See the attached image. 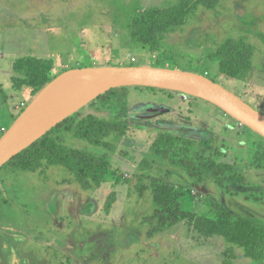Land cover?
<instances>
[{"label": "rangeland", "instance_id": "1", "mask_svg": "<svg viewBox=\"0 0 264 264\" xmlns=\"http://www.w3.org/2000/svg\"><path fill=\"white\" fill-rule=\"evenodd\" d=\"M163 15L183 21L166 27ZM26 55L52 60L53 79L94 66L189 70L264 114V0H0V137L34 98L12 82L14 62ZM186 95L129 87V128L108 138L110 148L71 130L55 133L66 146L108 161L100 185L86 169L80 183L61 164L36 172L1 167L0 264H264V246L252 259L222 237L202 236L193 221L216 217L222 202L264 224V168L254 164L264 140L214 104ZM118 110L89 104L75 116L114 119ZM159 133L178 137L169 155L195 163L196 174L155 153ZM234 173L245 181L231 182ZM152 177L168 183L188 217L162 223Z\"/></svg>", "mask_w": 264, "mask_h": 264}, {"label": "trees", "instance_id": "2", "mask_svg": "<svg viewBox=\"0 0 264 264\" xmlns=\"http://www.w3.org/2000/svg\"><path fill=\"white\" fill-rule=\"evenodd\" d=\"M170 17L171 16L168 15L160 17L162 21L161 24H164ZM182 21L183 19L179 21L169 20L163 26H173ZM244 57L248 59V62L250 61L248 54ZM248 66L250 67V65ZM249 67H247L248 70ZM12 69L14 72L12 75L13 87L16 89L30 88L34 96L53 79V62L44 57L33 55L22 56L14 62ZM221 70L224 71L223 67ZM246 71L247 70H245V72ZM229 75L237 79H242L246 76V74L244 75L236 72H230ZM128 88L129 87L114 88L89 103L93 105L98 104L104 108H119L114 119H107L89 113L76 120L74 114L62 121L42 138L34 142L30 147L14 156L4 166L13 165L26 171L36 172L43 166L49 167L61 164L70 171H73L75 178H77L80 183H83L84 177L87 176H83V171L86 169V173L92 176L97 185H100L108 174L110 165L108 161L104 157H97L89 152L66 146L60 140L59 135H55V133L60 134L62 129L71 130L74 132L76 138L85 139L97 146L110 148L111 143L108 141V138L111 136H124L129 128L128 123L123 121L127 118L128 112ZM222 112L225 113L224 111ZM20 114L21 112L15 116L14 120ZM6 130L7 129L3 132ZM259 136L264 140L261 135ZM177 138L178 137L170 133H159L152 145L155 153L164 158H168L169 152L174 149L173 145L176 143ZM169 157L172 158L173 163L179 162L183 167L187 168L192 175L196 174L195 170H193L196 169L195 163L187 161L188 159H175L172 157V154L169 155ZM254 164L256 167L264 168V149L260 155L256 156ZM213 165L214 163L209 167L212 171L214 169ZM228 167L229 165H225V168ZM225 171L226 170H224V172ZM214 175L219 178L220 172L216 171ZM229 179L236 184L245 181L244 178L239 177L237 173L232 174ZM220 182L222 183L223 181L220 180ZM143 186H145V184ZM152 186L153 199L158 206L155 214L159 215V219L162 220V223L167 219L170 223H177L181 219L188 217L187 211L181 209L182 205L177 201V197L175 200L177 202L174 203V195L170 192V189H168V183H164L152 177L151 187ZM172 201L174 203L173 206ZM175 204H178L176 207L180 208L177 212L176 210L178 209H175ZM215 207L218 210L216 217L200 216L193 219L197 231L207 238L213 236L224 238L229 243L231 249L234 247H243L248 257L257 260L261 253L258 255L256 250L264 246V224L255 221L251 216H241L233 212L222 202L216 203Z\"/></svg>", "mask_w": 264, "mask_h": 264}, {"label": "water", "instance_id": "3", "mask_svg": "<svg viewBox=\"0 0 264 264\" xmlns=\"http://www.w3.org/2000/svg\"><path fill=\"white\" fill-rule=\"evenodd\" d=\"M131 86L177 91L206 100L264 138V114L203 74L151 65L73 68L48 82L0 137V168L100 95Z\"/></svg>", "mask_w": 264, "mask_h": 264}, {"label": "bare ground", "instance_id": "4", "mask_svg": "<svg viewBox=\"0 0 264 264\" xmlns=\"http://www.w3.org/2000/svg\"><path fill=\"white\" fill-rule=\"evenodd\" d=\"M74 79V77L73 78H71V80H73Z\"/></svg>", "mask_w": 264, "mask_h": 264}, {"label": "crops", "instance_id": "5", "mask_svg": "<svg viewBox=\"0 0 264 264\" xmlns=\"http://www.w3.org/2000/svg\"><path fill=\"white\" fill-rule=\"evenodd\" d=\"M131 65H135V64H131ZM163 110H165V109H163Z\"/></svg>", "mask_w": 264, "mask_h": 264}, {"label": "built area", "instance_id": "6", "mask_svg": "<svg viewBox=\"0 0 264 264\" xmlns=\"http://www.w3.org/2000/svg\"><path fill=\"white\" fill-rule=\"evenodd\" d=\"M186 95V94H185ZM187 96V95H186Z\"/></svg>", "mask_w": 264, "mask_h": 264}]
</instances>
